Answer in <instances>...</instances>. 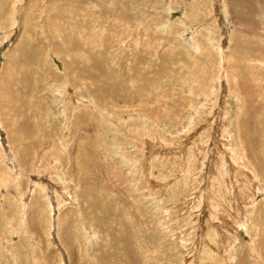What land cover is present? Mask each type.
I'll return each mask as SVG.
<instances>
[{"label": "rangeland", "instance_id": "1", "mask_svg": "<svg viewBox=\"0 0 264 264\" xmlns=\"http://www.w3.org/2000/svg\"><path fill=\"white\" fill-rule=\"evenodd\" d=\"M0 264H264V0H0Z\"/></svg>", "mask_w": 264, "mask_h": 264}]
</instances>
